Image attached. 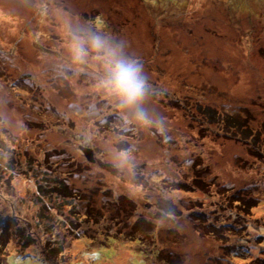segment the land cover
Returning a JSON list of instances; mask_svg holds the SVG:
<instances>
[{
  "label": "rangeland",
  "instance_id": "obj_1",
  "mask_svg": "<svg viewBox=\"0 0 264 264\" xmlns=\"http://www.w3.org/2000/svg\"><path fill=\"white\" fill-rule=\"evenodd\" d=\"M90 32L145 65L151 123L96 89L94 53L72 61L70 33ZM0 140L37 158L12 170L18 191L0 188L3 204L22 197L28 218L44 170L68 185L65 264H232L241 244L257 256L264 0H0Z\"/></svg>",
  "mask_w": 264,
  "mask_h": 264
},
{
  "label": "trees",
  "instance_id": "obj_2",
  "mask_svg": "<svg viewBox=\"0 0 264 264\" xmlns=\"http://www.w3.org/2000/svg\"><path fill=\"white\" fill-rule=\"evenodd\" d=\"M112 104L114 105L115 102ZM210 120V122H215L214 119L210 118ZM223 124L242 131L243 138L251 135L248 130L245 133L242 121L238 117L225 116ZM230 127L227 126L228 129ZM35 159L37 158L28 150H25L24 156H22L20 152L15 151V148L8 147L5 141L0 140V188L18 191L16 181H13L12 170L18 169L22 173H28L31 168H36ZM55 175H57L56 171L49 173L44 170L36 178L35 194L30 200V207L27 206L30 208V212L26 216L28 218L22 215V211H28L24 207L25 201L22 197L17 201L14 200L12 205L0 202V264H14V260H30L35 257L45 264H65L63 259L66 239L61 233L64 216H59L56 213H64V207L68 204H70L69 211L71 212V206L75 205L72 203L73 200L69 201L66 198L70 194L67 191L68 185H65L66 182ZM23 178L20 179L23 180ZM232 199L235 200L233 196ZM237 201L242 200L237 199ZM237 201L235 204L238 205ZM234 229L237 228L233 227ZM241 247L243 251L241 255L234 247L229 248L233 252L232 264L236 258L246 255V253H250L249 256H251L252 248L249 244H241ZM250 262L251 264H263L264 252L257 256H251Z\"/></svg>",
  "mask_w": 264,
  "mask_h": 264
},
{
  "label": "clouds",
  "instance_id": "obj_3",
  "mask_svg": "<svg viewBox=\"0 0 264 264\" xmlns=\"http://www.w3.org/2000/svg\"><path fill=\"white\" fill-rule=\"evenodd\" d=\"M67 47L76 64L87 63L90 52L94 53L96 89L113 100L117 108L128 111L138 123H151L143 107L149 94L148 78L139 57L127 56L121 45H112L107 38L91 32L70 33Z\"/></svg>",
  "mask_w": 264,
  "mask_h": 264
},
{
  "label": "water",
  "instance_id": "obj_4",
  "mask_svg": "<svg viewBox=\"0 0 264 264\" xmlns=\"http://www.w3.org/2000/svg\"><path fill=\"white\" fill-rule=\"evenodd\" d=\"M86 148H84V150H85ZM87 151H88V149H87Z\"/></svg>",
  "mask_w": 264,
  "mask_h": 264
}]
</instances>
